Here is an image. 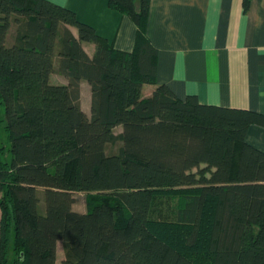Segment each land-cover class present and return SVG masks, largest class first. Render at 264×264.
<instances>
[{"label": "trees", "instance_id": "1", "mask_svg": "<svg viewBox=\"0 0 264 264\" xmlns=\"http://www.w3.org/2000/svg\"><path fill=\"white\" fill-rule=\"evenodd\" d=\"M150 1L108 0L136 28L122 52L66 8L0 0V264H56L59 242L61 264H264V153L245 141L264 115L157 85Z\"/></svg>", "mask_w": 264, "mask_h": 264}, {"label": "crops", "instance_id": "2", "mask_svg": "<svg viewBox=\"0 0 264 264\" xmlns=\"http://www.w3.org/2000/svg\"><path fill=\"white\" fill-rule=\"evenodd\" d=\"M47 1L72 11L114 49L132 50L136 28L128 17L110 9L108 0ZM243 3L151 0L145 32L157 50V85L167 86L181 100L194 96L201 105L264 115V0H247V9ZM71 31L76 36V30ZM82 47L89 57L93 55L94 45ZM55 75V82L67 83L58 74L51 81ZM145 86L151 85L142 87L143 99L155 89L152 85L145 93ZM90 99V86L82 81L80 106L87 116ZM245 141L264 153V128L250 126Z\"/></svg>", "mask_w": 264, "mask_h": 264}, {"label": "rangeland", "instance_id": "3", "mask_svg": "<svg viewBox=\"0 0 264 264\" xmlns=\"http://www.w3.org/2000/svg\"><path fill=\"white\" fill-rule=\"evenodd\" d=\"M16 27L14 24H11L9 33L7 34V38H6V46L9 47L11 46V44L13 43V37H14V33H15ZM59 49V45H58V40H57V46H56V51ZM54 65L55 68L57 69V65H58V59H56L54 61ZM53 80L51 81L52 84H56L57 82H55V79L58 78V76L55 75V77H52ZM153 86H145V93L149 90H152ZM85 100H86V95L83 92V102L85 104ZM81 107V106H80ZM4 116H5V107L0 105V120H4ZM121 132V128H118L114 131L115 134H119ZM0 142L2 144H4L5 146L6 143H4L5 141V133L3 131V126L2 123H0ZM116 146H118V144H114L110 146V149H114L116 148ZM39 194H42V190L39 191ZM39 197H41L40 202H39V206H38V211L41 215L45 214V204H44V197L42 195H39ZM74 198H75V202L73 205V209L76 212H80L83 211L85 212V202H86V196L83 193H77L74 194ZM64 259V254H63V249L61 246V243L59 242L57 244V262L56 264H61L62 260Z\"/></svg>", "mask_w": 264, "mask_h": 264}]
</instances>
